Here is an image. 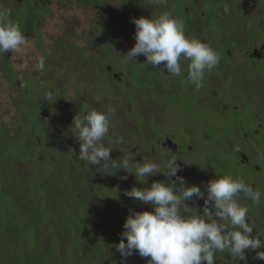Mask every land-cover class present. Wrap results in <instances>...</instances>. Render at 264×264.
I'll use <instances>...</instances> for the list:
<instances>
[{"label":"trees","instance_id":"trees-1","mask_svg":"<svg viewBox=\"0 0 264 264\" xmlns=\"http://www.w3.org/2000/svg\"><path fill=\"white\" fill-rule=\"evenodd\" d=\"M126 1L129 5L133 3L132 0ZM209 1L212 6L209 9L201 7V15H194L192 11L186 12L183 0H168L167 9L153 6L152 12H148L147 8L141 5L138 8L131 7L146 17L156 15L162 10L171 11L174 16L184 20L185 29H192L195 24L202 23L204 26L201 27L203 29L208 27L207 31L213 30L217 39L221 35H231L228 28V31H222V26L215 28V21L221 9L227 18L229 15L238 18L239 21H246L247 18L236 5L238 0ZM225 8L228 11H225ZM97 9L99 12L103 11L101 7ZM111 11L115 14L122 13L121 10ZM121 22L115 20L113 24L96 28L101 32L93 30L95 37L93 41L98 49L103 48L101 52L105 51L106 47V52L110 54L115 52V40L119 34L127 43L128 49L134 45L135 28L127 27L125 22L123 30ZM106 29L109 31L103 32ZM192 37L200 39V35L196 33ZM235 49L230 51L234 52ZM77 55L79 61L90 62L83 58L82 48H77ZM1 56L6 76L12 78L11 75L14 73L12 62L6 54ZM77 59L73 58L76 62ZM145 60L146 58L140 55L132 63V80L136 79L135 83L133 82L134 88L131 89L134 94L137 93V83L141 86L150 85L147 87L150 90L153 85L150 79L155 74L166 75L161 72L163 65L160 66V70L146 65ZM224 60L227 59L223 57L224 64L220 66L221 69L228 68ZM90 65L92 68V63ZM99 69L104 71V65H100L97 71ZM93 70L96 68L92 69V73ZM109 75H103L107 83L121 85V82L115 81L116 79ZM103 76L99 77L97 74L96 79L99 80ZM27 77L32 83L29 88L26 87L28 97L17 104L20 113L16 116V121L11 123V126L0 124V264H16V261L18 264H122V257L114 247L120 239L115 229L123 230V224L121 225L118 219L123 222L125 216H117L114 209L109 212L108 206H105L108 201L100 196L103 192L107 194L114 192L116 184L104 180L105 186H102L101 192L90 183L91 178H96L94 174L91 176L83 171L79 174L76 172V168H79L73 157L75 138L69 131L74 116L67 118L69 126L65 125V131H62V123L58 124V120L61 119L57 110L60 108L59 104H54V110H48L49 105L37 103L34 98L36 87L33 78ZM177 78L181 81L185 77ZM41 91L43 94L46 89ZM56 91L60 97L59 90ZM107 94L110 96V92ZM221 94L223 97L228 95L226 91L218 93L222 96ZM129 95L130 100L134 101L133 95ZM90 102L85 105L79 100L80 106L74 104V113L90 110L88 108ZM42 110L45 112L44 115L40 114ZM139 117L142 119L141 115ZM57 128L59 129L56 137L51 138V133L56 132ZM131 132L135 133V130ZM226 145L229 146L227 143ZM84 165L87 167V164ZM117 188L120 191L119 198L124 197L125 200L120 202L119 199L112 198L116 203L114 207L120 206L123 214L127 215L129 209L135 208V202L126 198L124 194L121 195L123 189ZM26 192L28 195L22 194ZM95 219L96 221H93ZM260 224L257 235L264 237V222ZM135 257L139 260L138 264H146V258L137 253L127 257L124 264H132ZM245 257L243 261L238 260L237 264H264V261L256 257L255 250L246 251ZM215 264H234V261L226 254L217 253Z\"/></svg>","mask_w":264,"mask_h":264},{"label":"clouds","instance_id":"clouds-1","mask_svg":"<svg viewBox=\"0 0 264 264\" xmlns=\"http://www.w3.org/2000/svg\"><path fill=\"white\" fill-rule=\"evenodd\" d=\"M146 2L159 9H167L168 5V0ZM122 3L124 0L114 5ZM139 3L146 7L141 0ZM132 23L135 42L125 53L123 63L128 64L143 55L146 65L160 70L163 65L161 72L181 77L182 62L187 61L186 83L195 90L204 87L206 73L219 64L220 55L208 43L186 35L183 19L162 10L156 15L134 17ZM26 45V36L11 19V10L0 7V55L19 52ZM35 69L46 70L43 56ZM55 99L51 92L47 94L48 101ZM111 127L109 113L90 109L74 115L69 131L79 143V161L89 165L103 164L104 173L111 175L122 169L134 175L142 185H148L123 190L129 199L149 205L151 210L129 209L120 239L114 246L122 257V264L133 253L146 258V264H215L217 253L227 254L237 264L238 260L246 259L248 250H255L256 257L264 261V237L253 234L255 225L248 219L249 207L240 202L242 194L243 199L252 204H261L264 202L261 191L254 189L243 177L219 173L202 190L200 186L188 184L178 174L180 165L175 155L163 153L158 160L137 162L123 136L113 141L114 146H106L105 137ZM113 147L123 152V156L112 159L110 150ZM159 173H163L168 182L153 180L148 184V179ZM120 178L127 179V175ZM102 196L118 200L119 190L114 188V192ZM194 197L203 200L200 212L186 203Z\"/></svg>","mask_w":264,"mask_h":264},{"label":"rangeland","instance_id":"rangeland-1","mask_svg":"<svg viewBox=\"0 0 264 264\" xmlns=\"http://www.w3.org/2000/svg\"><path fill=\"white\" fill-rule=\"evenodd\" d=\"M96 1L97 2H94L95 4L102 3L101 0ZM104 1L107 2L109 9L111 8L114 10H121V12L123 13L121 24L123 26L125 22H127L126 25L131 24L132 26H134V24L132 23V18L141 16V13H138V10L135 11L131 9V6L138 8L140 6L139 1L137 2L136 0H132L133 3L129 5L128 2L124 0V3L118 6L114 4H118L120 0H103V2ZM142 3L147 4L145 0H143ZM190 3L191 2L186 1L184 5L191 10L192 8L190 6L192 5ZM18 4H22V0H19ZM195 4V6L199 7V0H195ZM145 6L148 12L153 11V6ZM211 6L212 5L209 0H203L202 7L204 9H209ZM262 6H264V0H255V6H252V8L250 9V13H253L254 15L253 17L258 15L257 12L261 13V11L264 9ZM97 8L98 7H96L95 5H92V2L87 3L84 0H55L54 2H52L47 8L48 13L44 18V22L41 23L38 28V33L41 37L40 39H42L40 43L42 44L39 45L40 43H37L35 35L31 33V29H29V27L27 26L24 31L21 30L26 36L27 45L19 52L5 53L10 62H12V68L14 72L13 75H11L12 78L6 76L7 73L3 69L2 56L0 55V124L4 123L8 126H11V123L16 121V116H18V114L20 113L17 104L22 103L21 101H25V98L28 97L26 93V87L29 88L32 82L27 76H32L33 84L36 87L34 95L36 102L49 105L48 110H54V104H59L60 108H57V110L59 111L58 116H60L61 119L58 120V124L60 125L62 123V131H65V125H67V127L69 126L67 118L70 119V116L75 115L74 104H78L80 106L79 100H82L85 105H87L91 101L90 107L88 108L96 109L99 111H106L107 106H111L110 112L112 114L109 113L111 115L110 121L112 124L111 134L115 136V138H117L118 136H123L122 131H133L136 129V127L137 129L143 128L142 132L144 130L148 132L146 128L150 129V126L148 120L149 115H147V113L150 110L154 109L156 111H159L160 114L151 115V119L157 123L159 128H163L165 127V125L170 123L168 129L163 130L162 134H167L169 130L172 131V134L174 135V141L176 140L177 143L183 146L182 151H180L182 155L187 154V150L184 148L185 145L187 143L189 144V142H194L196 145L198 144L200 146L202 152H205V150L208 149L207 161L217 160V154L225 157L226 154L230 152L228 148L226 149L227 145L225 143H223L222 145L215 144L217 149H214L215 146H213L214 148L209 151V147L211 146V144H213L217 136V134L212 131V128L214 126H219V121L221 120L218 118H214L210 121L204 118V114L198 113L197 110H194V108H192L193 106H191V104L187 102L188 99L186 98L187 95L190 94V91L191 95H193L190 84L186 83L188 90L182 89L181 94H178L175 89H178V84L174 83L175 77L171 78L168 75H164L161 77V79L166 83L169 82L168 87L161 88V84L157 83L154 84L152 89L149 90L145 85L146 91H144V94L146 96H152V93L156 95L157 98L152 99L151 97H148V99L144 101L143 105L137 103L134 107V110L130 109L127 114L123 115L121 114L119 108H115V104L117 103L116 100L120 98V90L117 88L116 84L112 85L110 96L107 93L95 92V88L97 85L94 79L96 77V74L91 72L92 68L90 63L93 62V58L100 57V55H102L104 51L100 54L101 50L97 48L93 41L95 39L93 35V30L95 29L93 19L94 16H96L97 18H100L102 22L107 21V24H113L115 20H119V13L115 14L114 12L110 11L109 13L103 15V11L99 13L96 12ZM224 14V11L221 9L220 15H218L217 17L219 20H223L222 23L224 30L228 31L227 28H230V25L232 23L227 20V17ZM259 22V24H262V27L264 29V22L260 17ZM236 27H239V25H234L232 28ZM243 29L238 28V30ZM232 32V29H230L229 34H231ZM245 34L247 35V31L244 33L240 32L234 34L237 35V39H240V41H237L234 35L232 36L231 40L229 36H225L223 37L224 42L228 45L237 44V46H242V44L244 43L248 44L249 38ZM63 36H65L66 39H64ZM70 41L72 43H69ZM73 42L75 44H73ZM84 45L85 47H83ZM80 47L82 48L84 54L83 58H85V61H90L89 63H85L84 61L82 62L81 60L79 61L78 59L77 62L71 60V56L72 58L78 57L76 49H80ZM127 51L128 46L126 45L125 52ZM234 54L235 61L233 68L231 69L233 70V73L236 76L241 77V74H243L244 71L250 72L252 77L249 81L255 79V83L253 86H255V88L264 89V78L262 76V73L255 71V65L253 62L247 63V60L244 58L245 51H243L242 53L240 50H235ZM41 56H43L46 61V70L44 72H39L35 69V65ZM121 56H123V53L120 54L119 50H116L113 53V55L109 59L110 62H107L111 69H115L114 66L120 64ZM262 62L264 64L263 54ZM72 63L74 66H72ZM132 63L133 61L129 62L128 64L123 63L124 68L122 71L127 76H129L133 72ZM258 68L261 69L262 67ZM118 73L120 74L122 72L120 71ZM142 74L144 75V71H142ZM135 80L136 79L130 80V82L128 81V86L134 88L133 82L135 83ZM137 85L138 87L140 86L138 83ZM45 88H47V90L42 94L41 90ZM221 88L222 86L216 87L215 85H212L210 84V82H208L205 90L201 93L202 101L204 103H207L210 100H215L217 97L220 101L226 102V97L220 96L218 94L216 96V91ZM57 89L59 90L58 95L60 97H58L56 94ZM49 92H51L53 94V97L56 98L55 101L51 102L47 100V94ZM132 93H134V91H131V94ZM146 103L151 109H143L145 105H147ZM136 112H139L140 115H143L142 119H145L143 122L140 123L139 120H137L135 116ZM187 115L190 117H188ZM191 117L197 118L198 120L206 119L208 121V125L205 130L208 139H201L203 128L200 125L196 127V122L193 121ZM230 120L234 122L236 121L233 117H231ZM58 129L59 128L56 129V132L51 133V138L56 137ZM156 129L157 128L155 127V130ZM150 130L152 131V128ZM130 151L134 154V156L132 157L134 158L136 156V153L133 150ZM261 153L264 154V147L259 146L257 154L252 155L257 158L256 163L264 165V157L259 156V154ZM127 154L128 153L126 151L125 155ZM121 156H123V152H121L118 148H114L110 151V157L112 159H119ZM188 159L191 160V158ZM192 162H194L192 163V165L194 166L200 164L198 159L192 160ZM208 163L211 164V162ZM86 164L87 167L84 165V163L80 164L78 166L79 169L76 168V172L79 174L81 171H83L84 173H87V175L91 176L92 174H94L96 178H91L90 183H92L93 187L99 188V191L101 192L102 186H105L103 182L106 179L108 181L110 180L111 183L114 182L116 184V188L119 186L122 187L123 190H126V188L130 189L131 187L135 186L134 184L136 182L132 178V174H126L122 169H117L116 174L111 175L108 173H104L103 164H101V166L89 165L88 162ZM219 164V162H215L214 164H212L213 168L211 169V171L214 170L216 174H227V170H225V167H220ZM85 169H87V171ZM235 170L238 171L237 174L240 177L244 178L243 168L241 169L238 167ZM124 175H127V179L120 178ZM153 180L159 181L157 174L148 179V184H150ZM22 194L28 195V192ZM102 195H107V192L100 193V196ZM121 195H123V193ZM102 198H105V200H107L109 204L115 203L111 199V197L102 196ZM29 199L31 200V198ZM111 206L114 207V204H112ZM143 209L151 210L149 205L144 204L143 208H138L137 211ZM93 221H96V219ZM138 262L139 260L137 259V257H135L132 261V264H138ZM16 264H18L17 261Z\"/></svg>","mask_w":264,"mask_h":264},{"label":"flooded vegetation","instance_id":"flooded-vegetation-1","mask_svg":"<svg viewBox=\"0 0 264 264\" xmlns=\"http://www.w3.org/2000/svg\"><path fill=\"white\" fill-rule=\"evenodd\" d=\"M19 0H0V7H6L11 10V19L15 23H18L21 30L24 31L26 27L28 26L29 29H31V33L35 35V39L37 43L39 44L42 39L39 36L38 28L41 23L44 22L45 16H47L48 13V7L52 2L55 0H22V4H18ZM87 3H91L90 0H84ZM93 3L92 5H95L96 7H101L105 13H109L112 9L107 8V2L101 0L102 3L95 4L94 2H97L96 0H91ZM137 2L139 0H136ZM143 0H141L142 2ZM146 1V0H145ZM187 2H191L190 6L192 9L190 10L187 6H184V9L186 12H193L194 15H201L202 11H200V8L203 6V0H199L200 6H195V0H186ZM185 1V3H186ZM206 1V0H205ZM237 7L241 9L242 14L247 18L246 21H239L238 18L230 17L228 15L227 20L232 23L230 25V29H232L231 35L233 36L235 33H244L247 31V35L249 38L248 44H242V46H237V44H231L228 45L224 42L225 36L221 35L217 39L215 35L213 34V30L207 31L208 27L206 29H203L204 26L202 23L195 24V27L193 26L192 29H185L186 35H192L194 33L200 35V39L203 42L208 43L213 49H215L221 59L220 63L217 65L218 68H214L211 72L206 73L205 77V84L204 87L200 90H195L193 86L191 85V90L193 95L190 94L187 95V99L192 108L194 110H197L198 113L204 114L206 119L212 120L214 118H218L221 121H219V126H214L212 128V131L217 134L213 144L209 147V151L212 150L215 146V144L222 145L223 143H227L229 146L226 147L230 150L229 153L226 154V156H220L217 154V160H211L207 161L208 156V149L205 150V152L201 150L200 146L195 144L194 142H189L185 145L186 155H182L180 151H182L183 146L179 143L174 141V135L172 134V131H168V133H163V130L168 129L169 124L165 125L163 128H159L156 122H154L151 119V115H159L160 112L156 111L154 109L150 110L147 115H149V126L150 129L152 128V131L149 128H146L147 131H143V128L135 129V133H132L131 131H122V134L126 140L127 146L129 147V150H133L136 153V156L133 158L135 161L140 162L144 159H153L157 160L160 158L161 154L167 153L169 156L175 155L177 159V163L180 165L179 175L183 176L188 184H195L197 186H200L203 190L204 185L210 180L215 178L217 175L214 170L211 171L212 164L215 162H219L220 167H225V170H227V174H232L235 177H240L237 173L238 171L235 170L238 167L243 168L244 172V179L247 183H249L254 189H257L261 191L262 194H264V165L256 163L257 158L254 157L252 154H257L259 146L262 147L264 144V89L262 88H255L254 83L255 79L252 81H249L251 76L250 72L244 71L243 74L240 76H236L233 73V68L235 57L234 52H231L229 49H235L240 50L242 53L245 51V59L247 60V63L253 62L255 67V71L261 72L262 76L264 78V64L262 62V54L264 57V29L262 27V24H259V17L263 19L264 22V9L261 11V13L257 12V16L253 17V13H250V9L252 6H255V0H238L237 1ZM264 8V6H262ZM132 9V7H131ZM134 10V9H133ZM137 10V9H136ZM255 10V9H254ZM119 11V10H118ZM96 12L99 13L98 9ZM263 14V15H262ZM123 13L119 14V21H122ZM217 19V18H216ZM249 19V20H248ZM214 21V19H212ZM223 21V20H222ZM221 20L217 19L215 21L216 23V29L218 27H223V23ZM94 25H95V31H98L96 28H101L107 25V21L102 22L100 18H97L94 16L93 19ZM242 23V24H240ZM248 23V24H247ZM127 24V22H126ZM234 25H239V27L232 28ZM127 27L134 28L131 24L126 25ZM126 27V28H127ZM202 28V29H200ZM238 28H241L243 30H238ZM122 29L124 30L125 27L122 26ZM246 29V30H245ZM200 30V31H199ZM219 30V29H218ZM224 30V27L222 31ZM109 31L106 29L103 32ZM94 34V33H93ZM99 34V33H98ZM128 36L129 33L127 34ZM230 37V40L232 36ZM237 41H240V39H237V35H234ZM64 39H66L65 36H63ZM116 44L114 45L115 51L119 50L120 54L123 53V56H121V62L120 65L114 66L115 69H111L109 66V59L113 55V53L110 54V52H106L107 47L105 48V51L100 55V57L93 58L92 62V69L96 68V70H93V73L96 75L98 74L99 77L104 74H107L111 76L112 78H115L117 82H121V85H117V88L120 90V98L115 104V108H119L121 114H127L128 111L134 110L135 105L141 104L143 105L144 101L148 99V97H151L152 99L157 98L156 95L152 96H146L144 94V91H146L145 86H139L137 89V93L131 94V89H133L131 86H128V81L132 80V73L127 76L124 74L123 70V57L125 55V46L126 42L123 40L121 35L116 37L115 40ZM69 43H72L71 41ZM40 43L39 45H41ZM61 44V42H60ZM73 44H75L73 42ZM85 47V45L83 46ZM242 47V48H241ZM81 48V47H80ZM241 48V49H240ZM100 50H102L99 47ZM77 52V49H76ZM104 53H107L108 55H103ZM223 57L227 60H224L227 64V69H221V65L224 64ZM77 59V58H76ZM96 59L101 60L100 62H103L102 64L100 62H97ZM71 60H73L71 56ZM83 62V61H82ZM108 62V63H107ZM99 64V65H98ZM187 64L188 62H183L181 67L183 70V77H186L187 74ZM100 65H104V71L102 69H99L97 71V68ZM72 66L73 63H72ZM133 67V64H132ZM258 67H262L259 69ZM120 69V70H119ZM122 73H118V72ZM231 71V73H230ZM167 75V74H166ZM169 76V75H168ZM162 75L158 73V75H154L150 80L154 84H161V88L168 87L169 82H165L161 79ZM100 78L96 79L95 77V83H96V93H107L111 92L112 85L111 83H107L108 81ZM174 83L178 84V89H176V92L181 94V90L187 89V84L185 78L181 81L175 77ZM52 80V79H49ZM264 81V80H263ZM210 82V84L215 85L216 87H221L218 91H216V96L218 93L227 92L228 95L226 96L227 101H220L217 97L215 100H210L207 103H204L201 98V93L205 90L207 83ZM152 85V87H153ZM149 87L150 85H146ZM141 87V88H140ZM47 90V88H45ZM131 90V91H129ZM180 90V91H177ZM217 90V89H216ZM257 93V94H256ZM129 94L133 95L134 101L130 100ZM222 95V94H221ZM223 96V95H222ZM129 97V99H128ZM219 101H218V100ZM186 102V103H187ZM147 104V103H146ZM258 107V108H257ZM143 109H151L149 108V105H145ZM219 109V111H218ZM111 106H107V110L103 112L111 113ZM41 115H44L45 112L42 110L40 112ZM112 114V113H111ZM111 116V115H110ZM135 116L139 122H143L145 119H141L140 113L136 112ZM143 117V115H141ZM188 116V115H187ZM190 117V116H188ZM233 117L236 121L230 120V118ZM111 118V117H110ZM193 121L196 122L197 126H202L203 128V134L201 135V139H208L207 134L205 133L206 127L208 125V121L206 119L198 120L197 118L191 117ZM204 122V123H203ZM155 127L157 128L155 130ZM150 130V133H149ZM142 132V133H141ZM119 137V136H118ZM115 136L111 134V129L109 134L105 137V145L106 146H114L113 141L115 140ZM194 145V148H193ZM197 146V149H196ZM73 157L75 163L79 166L80 164L84 163L86 164V161L82 162L77 159L78 152H79V143L77 139H74V146H73ZM116 147H113L111 150H113ZM214 149H217L216 146ZM220 149V148H218ZM110 150V151H111ZM259 156L264 157V154H259ZM188 158H191L189 160ZM199 160L200 164H197V166L192 165V163H185V162H192V160ZM208 162H211L208 163ZM206 166L204 168H201L200 166ZM158 180L163 181L167 183V178L163 175V173H159ZM132 178L135 180V186L136 187H146L147 184L142 185L134 175H132ZM110 182V180H109ZM119 187V186H118ZM122 188V187H120ZM129 189V188H126ZM128 198L127 196H125ZM112 199V198H111ZM120 202L125 200L124 197L119 198ZM135 202V210L138 208H143L144 204L141 202L134 200ZM240 202L244 205H247L249 207V216L248 219L251 223L255 225V229L253 234L259 233V227L260 223L264 222V202H262L259 205L252 204L250 200L243 199V196L241 194ZM190 206L195 207L198 212L202 211L203 208V200L194 197L192 201H187ZM116 204V203H112ZM108 202L105 203V206H108V211H112L113 209L116 212V215L119 217H126L125 214H123L122 209L120 206L112 207ZM110 219H113L110 217ZM120 224L122 225L123 222L118 219ZM115 229V228H114ZM116 235H120L123 230H116ZM260 236V234H258ZM261 237H263L261 235ZM226 256H228L226 254Z\"/></svg>","mask_w":264,"mask_h":264}]
</instances>
